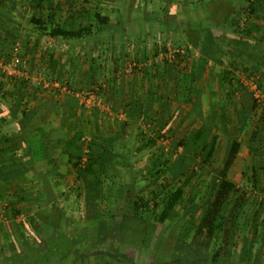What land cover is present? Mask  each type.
<instances>
[{
	"label": "crops",
	"instance_id": "obj_1",
	"mask_svg": "<svg viewBox=\"0 0 264 264\" xmlns=\"http://www.w3.org/2000/svg\"><path fill=\"white\" fill-rule=\"evenodd\" d=\"M197 1L200 10L191 6V0H165V2H171L174 8L171 12L167 9L164 14L167 22H179L180 20L182 26V19H192L195 14L200 16L197 25L185 26V28H192L190 48L200 52L197 58L192 57L189 72L187 71L190 73V79L197 81V87L193 86L191 98L210 97L213 94L212 90L215 94L216 91H220L224 96H234L233 90L230 89L231 85H226V77H230L231 74L239 75V71L236 70L239 69L237 64L242 65L243 68L260 72L264 84V0L258 1L257 16L254 18L253 26L248 29L247 35L245 34L247 42L245 39L240 40L241 35L234 32L231 26L233 17H237L234 15H237L238 8L245 0H193V2ZM181 2L187 4L180 9L179 5L175 4ZM5 3H7L5 0H0V45L3 50V44L11 35L9 31L15 30L14 27H17L16 33L22 30L15 19L10 22V17L5 16L6 12L1 8ZM204 34H208L206 42H204ZM213 39L215 41L211 44ZM217 40H220L221 44H218ZM42 45L47 47L46 44ZM29 46L32 47V44ZM64 47L59 50L58 45L57 51L64 52L67 46ZM59 52L56 55L60 62V69L64 73L61 81L71 79L70 82L75 85L74 88L78 92L84 90L85 86H90L93 80H89V73L84 71L85 64L82 65L79 60L72 57H70L71 60L69 57H64L68 59L69 62H67L58 56ZM23 56L24 54H21V57ZM47 57L44 64L49 65L50 57ZM219 59L227 60L223 62L222 68L226 74L222 78L218 69ZM64 60L72 67L77 65L79 70L82 68L83 74L77 71L75 76L77 77L80 73L78 78L65 75L68 65L63 63ZM93 62L91 69L95 67L98 69L100 66H95V60ZM117 62L115 59L109 60L106 64L102 63V67L108 70L105 74L107 85L104 84V90L102 88L104 91L103 105L99 106L100 102L92 112H88L85 106L83 107V103L75 93L69 94L66 98V93L63 94L57 90L47 93L38 90L39 83L34 79L23 84L20 82L22 79L0 76V147L3 150L0 160V264H32V261L34 264H75L76 257L79 254L87 255L88 251L86 247H82L80 240L73 241V233H76L73 228L77 223L86 225L88 221L87 224H96L97 227H102L103 224L107 227H117L120 224V217L108 216V204L104 206V209L101 204L94 206L93 210L98 209L99 211L98 207H101L100 212L105 211L106 213L92 214L87 221L80 219L78 222L74 220V215H69V213L74 214L79 206L86 209L82 190L86 194L87 189L88 194L91 192L90 195L95 199L100 197L102 192V188L96 183L89 187L85 186L82 182L86 183L88 176L72 165L79 155L77 143L74 142L76 134L89 133L99 138L97 148L100 147V151L106 157V160L103 159L102 162H116L117 164L120 162L119 158H126L124 151L130 161L134 159L140 161L137 157H142L149 169H151L149 165L157 161L159 153L152 144H138L134 141V145H131L122 139L124 138L122 134L129 133V130L121 126L120 119L123 115L118 116V114L124 113L125 107L128 112L131 109L132 114H144L143 111L146 112V108L150 111L146 116L162 113L160 109H157L156 101L162 99V62L156 66L157 71L145 69L146 72L144 70L142 74L138 73L134 77L133 75L121 77L120 74H116V80L115 76L109 74V71L112 66L114 69L117 67ZM44 64L37 61L34 67L35 65L44 66ZM150 64L151 62L148 65ZM101 70L103 71V68ZM101 70H98V74L102 73ZM184 72L178 69L177 73L183 75ZM92 75L95 74H90V78ZM218 82L223 85L215 90L214 86ZM235 93L239 95L237 91ZM242 95L245 99L248 98L245 92H242ZM258 112V110L254 111V114H257L255 121L259 120ZM237 113L239 115V111ZM132 121L135 123L136 119ZM161 129L160 126L157 127V130L161 131ZM242 129L240 138L234 135L236 130H227L226 137L238 140L241 143L240 150L244 146L250 150V153L249 150L246 152L247 160H241L239 157L241 153L238 154L234 165L228 172V179L237 183L242 193L254 197L250 199H253V203L244 207L248 214L242 223L240 233L243 242L246 243L244 240L249 241L247 235H251L252 239L255 238L256 244H263L264 249V151L259 149L256 153H252L251 145L257 149L262 146L258 142L260 138L258 137V140L253 143L251 141L253 128H250L251 130L241 128L239 131L237 129L238 133ZM259 136L261 138L264 136L262 128ZM257 153L260 155L258 156ZM245 169L246 175L243 174ZM97 173V178H100L103 171ZM92 176L95 178L94 175ZM78 195H81L80 199L77 198ZM104 214L107 216L106 219H104ZM20 222L24 225L27 223L30 232L34 234L32 236L34 239L27 240L25 238L27 233H21L19 236L16 229L20 227ZM100 234L99 231L95 237L89 238L91 244L89 249L97 251L94 253L104 255V249L110 248L111 251L107 249L106 253L117 259L124 258L123 253L130 255L135 250H141L134 246L119 245L112 234H106V236L111 243L115 244L113 248L107 247L105 246L107 241L104 244L102 234ZM249 249L251 250V247ZM112 251L114 253L111 254ZM142 251L153 253V250L142 249ZM153 254L149 255L152 256V260L155 259ZM55 256L58 258L57 261H49ZM254 256L255 254H249V251L246 252V256H243V252L241 253V259L248 262L246 264H257L256 260L249 261L259 258ZM157 258L161 261L159 257ZM261 263H264V260L260 261Z\"/></svg>",
	"mask_w": 264,
	"mask_h": 264
},
{
	"label": "rangeland",
	"instance_id": "obj_2",
	"mask_svg": "<svg viewBox=\"0 0 264 264\" xmlns=\"http://www.w3.org/2000/svg\"><path fill=\"white\" fill-rule=\"evenodd\" d=\"M6 1L7 3L2 4L3 6H1L2 10L6 12L5 16L10 17V22L15 19V21L20 24L22 30L21 32L18 31L16 33L15 30H17V27H14L15 30L9 31V34L11 35L3 44L4 50L0 45V62L12 60L14 57L13 46L16 43H19L21 47L18 57L21 58L22 62H26L34 80H36L35 78L44 75V72L46 74L50 73L49 68L51 65L44 64V60H46L45 58L48 59L47 56L51 57V55L54 54L55 59H57L56 53L59 52L57 50L59 48V50H61V48L67 46V50L64 49V52H59L58 56L65 59L67 62H69L68 59L64 57H69V60H71L70 57H72L75 60H79L82 65L85 64L84 71L89 73V80H93L90 82V86H85L84 90H80L79 93H87L98 89L97 98L94 100L95 102L92 101L87 104L83 103V107L85 106L88 112L94 111L95 107L98 106L97 104H100V102L101 104L99 106L103 105L102 98L104 91H102V88L104 90V84L107 83V77L105 74L108 70L102 67V63L106 64L109 60L113 61L116 59L118 61L116 64L117 67L114 69L112 66L109 74L113 76L120 74L119 76L121 77L133 75L134 77L138 73L142 74L145 69H149L148 71H157L156 66L162 62V94L166 90V94L169 96L165 98V100H156L158 103L157 109H160L162 113L146 116L150 111L145 107L146 112L143 111L144 114H132L130 113L131 109L129 110L130 112H128L125 107V110L123 111L125 114L120 113L118 116L123 115V117H121L122 119H120V124L126 130H129V133L122 134L124 135V138H121L124 139V141L131 145H134V141L138 142V144H152L153 148L159 153V157H157V161L154 164L156 166V164L159 165V163L162 162V167L166 172V176L158 175L157 173L156 176H158V181L162 182L164 178H169L172 180H178V184L187 181V176L190 184L193 185L191 189L193 191L192 193H196L195 204L191 205L185 213L180 211L177 216H171L164 225H159L157 231V234H168L172 230V227H174L177 222H180V218L183 217L185 219L182 223L183 225L175 228L173 232L176 234V239H178L177 242L179 244H186L190 239V236L187 233V227L189 228L190 226L187 222L192 216L198 219L200 218V207L205 202L212 184L217 180L221 171L220 165H217V160H215L217 150L214 157L210 158V156L206 155L204 147L208 146L215 136L217 137V142L222 141L223 138H226L227 130H236L234 135L239 136V138L242 136L243 129L240 132L241 135L238 133L241 128H253L252 133L260 132L261 128L264 130V122L262 123V119L258 117L259 120L255 121L257 114H254L253 97L251 92L247 87L238 86L235 82H233L230 87L234 92V96L231 95L230 97L224 96L223 92L220 91H216L218 94H215L213 90V94H211L210 97L204 96L203 98H191L189 100L185 97H180V93L176 96L177 98L174 97L172 89L174 82L176 83V81H173L174 75L177 74L178 69L183 70L184 72L187 68L185 71L189 72L190 60L192 57L197 58L198 53H200L191 49V46H189L191 45L190 32L192 28H185V26L188 25H197L198 19L200 18L199 14H195L192 19H182L181 22H183V29L180 20L179 22H167V20L164 19L165 11L169 9V12H171L173 10L172 8H174L171 2H165V0H86L89 4L95 6L98 12L103 16L109 18L110 24L114 29L112 31L101 32L97 31L98 28L96 27L91 29V34H85L80 40H51L34 33L32 25L28 23L33 14V3L31 0H24L22 2H20V0ZM83 1L84 0H78L77 5L82 6ZM258 1L259 0H245L243 5L241 4L242 6L238 8L236 12L237 15H234L237 17H233V19L238 22V28L240 30L245 31L247 29V23L251 20L254 21L251 11V3H253V5H258ZM71 2L72 0H44L43 11H45V18L48 15L46 11L50 12L55 8L58 12V19L61 20V22L69 21L70 11H72V9H70ZM186 4V2H181L179 4L176 3L175 5H179L178 8L181 9L183 5ZM191 6L200 10V8H198V1L193 2V0H191ZM196 9H194V11ZM92 14L82 21L86 27L94 23ZM10 26H12V24H10ZM11 29H13V27H11ZM212 30L215 31L214 29ZM207 35L208 34L203 35L204 42L208 39ZM214 41L215 40L213 39L211 44L214 43ZM216 42L221 44L218 40ZM30 44H32V47L29 46ZM42 44H46L47 47L45 48ZM58 45L59 48H57ZM24 46H26L27 49ZM202 52L204 51L202 50ZM21 54H24V56L21 57ZM122 54L125 56L124 58L122 57ZM65 60L63 63H66ZM94 60L96 61L95 66H100L98 69H96V67L91 69L92 65H94ZM219 60L218 69L221 72L222 69L224 70V68H222L224 66L223 62H227V60ZM37 61L38 63H43L44 66L35 65L34 67V64H36ZM149 62H151L150 65H148ZM67 65L65 75L68 74L69 77L73 78L76 77L75 73L77 71L82 73V68L79 70L77 65L73 67L69 63ZM146 65H148V67H146ZM237 65V68L239 69L236 70L239 71V75H234L237 80L243 75H255L260 79L264 89L260 72L250 70L249 68L243 69L242 65ZM87 67H89V69ZM101 68H103V71ZM98 70H101L102 73L98 74ZM210 72L212 73V71ZM92 73L95 75H92L90 78V74ZM0 76L3 78L5 77L1 73ZM78 76L76 78H78ZM115 79L117 80L116 76ZM70 80L61 82H51V80H49L50 87L48 89H43L41 87V89L44 93L52 92L54 90L63 94L66 93L65 95L67 98L69 94L73 95L72 92L78 93L77 89L74 88L75 85H72ZM68 84L69 86L70 84L72 86L69 88L71 93L67 92L69 90L66 92L63 91V88ZM195 86L197 87V82ZM221 86L222 84H219L218 82L215 84L214 89L217 90L221 88ZM236 91L239 95H236ZM242 92L247 94V100L243 95L241 96ZM166 100L169 102H166ZM142 110L143 108L141 111ZM237 111H239V115ZM258 111V113L261 114L259 109ZM133 119H136L135 123L132 121ZM159 126L162 128L161 131L157 130V127ZM199 132L201 135L197 137ZM252 133L250 132V135ZM90 135L91 134L89 133H85L86 141L90 139ZM250 135H248V137ZM230 139L236 140L231 137ZM247 150H249L247 146H244L239 150V153L241 154H238L241 160L246 159ZM262 150L264 151V146ZM123 154L126 158H119L120 162L117 164L116 162L109 163L103 171V174L100 175L102 178L98 177L95 179L92 174H88L89 179H86V183L81 181L85 186L88 185V187L89 185L91 186L96 183L98 187L102 188V192L100 193V197L95 199L90 195L91 192L88 194L87 189L86 194H84L85 192L82 190V197L84 198V202H86V209L84 210V208L79 206L74 214L69 213L71 216L74 215V220L79 222L80 219H86L87 221L92 214L98 215L101 212L106 213L105 211L100 212V210L101 207L104 209V206L109 204L110 196L114 197L115 200L113 202L119 206L118 212L121 215L122 212L127 210V203H129V201H132L133 198L135 199L139 194L147 196L150 190L149 187L153 188L156 186V184H148V182L151 183L153 179H156V176L151 177V175H149V167L147 166V162L142 160V157H137L140 161L137 159L130 161L125 151ZM257 155L259 156L260 154L257 153ZM159 158L162 159V161H159ZM154 164L152 163L149 165L151 169ZM243 174L246 175V169ZM234 184L236 187L238 186L237 183ZM187 192L189 191L187 190ZM79 197H81V195L77 196V198ZM99 204H101V207H98L99 211H97L98 209H96V211L92 209L94 206H100ZM107 213L109 212L107 211ZM106 218L107 216L104 214V219ZM87 222L86 225L85 223H77L73 228L76 232L73 233V241L77 242L80 240L82 247L88 249L86 252L87 255L84 254V257H90L91 259V257L100 253H94L97 251L89 249V246L91 245L89 238L95 237L99 231L102 232L103 230L106 234H108L109 231L115 233V229L113 227L105 229V227H97L95 226L96 224H87ZM19 226L20 227L16 229L19 236L21 233H27L25 234L27 240L30 241V239H34L32 238L34 234L30 232L27 223L24 225L20 222ZM241 232L242 229L237 230L235 237L231 240L233 246L231 247V252L228 257L223 259L219 258L216 261L210 259L208 264H246L248 262H246L245 259H241V253L243 252V256H246V252L248 253V251L249 254H255L254 257H259L258 259L253 258L249 261L256 260L257 264H260V261L264 260L263 244H256L254 236V239H252L251 235H247L249 241L244 240L246 242L244 243L240 234ZM37 240H39V238ZM250 247L251 250L249 249ZM104 250L106 254L107 249ZM152 252L155 253L154 250ZM153 253H147L146 251H142V249L135 250V252H131L130 255L123 253L124 258L120 259L124 262L128 261L131 264H187L185 261V255L179 251V248H176V252H174L175 255L172 257H169L166 260L159 258L161 261H158V258L155 256V259L152 260V256L150 257L149 255ZM209 253L211 254V252ZM190 264L196 263L191 262ZM197 264H201V262Z\"/></svg>",
	"mask_w": 264,
	"mask_h": 264
},
{
	"label": "trees",
	"instance_id": "obj_3",
	"mask_svg": "<svg viewBox=\"0 0 264 264\" xmlns=\"http://www.w3.org/2000/svg\"><path fill=\"white\" fill-rule=\"evenodd\" d=\"M22 1L24 0H20V2ZM5 2L7 1L5 0ZM31 2L33 3V14L28 23L32 25L34 33L47 39L80 40L85 34H91V29L96 27L98 28L97 31L101 32L112 31L114 29L110 24L109 18L103 16L98 12L95 6L89 4L86 0L83 1L82 6L77 5L78 0H72L70 6L72 11H70L69 21L65 22H61V20L58 19V12L55 8L50 12L46 11L48 15L45 18V11H43L44 0H31ZM256 6L257 5L251 3V11L254 18L257 16ZM91 14L93 15L92 18L94 23L86 27L82 21ZM253 23V20L249 21L245 31L238 28V22L234 19L231 26L234 29V32L241 35L242 38L240 37V40L245 39V42H247L248 39L245 34L247 35V31L253 26ZM122 57L124 58L125 56L122 54ZM49 65H51L49 68L50 73L46 74L44 72V75L42 76L45 79L47 78L48 81L51 80V82H61L64 73H62L60 69L59 60L55 59L52 55L50 57ZM225 74L226 72L222 70L221 78ZM173 81H176L172 86L174 97L178 96V93H180V97H185L190 100L194 89L193 86L197 82L195 79H190V73L187 71L184 72L183 75L177 73L174 75ZM226 81V85H232V83L235 82L238 86L243 87L240 84V79L238 78L237 80L232 74L230 77H226ZM20 82L24 84L28 81L20 80ZM260 85L262 87L261 81ZM67 86L68 88L72 87L71 84L70 86L69 84ZM38 90L42 91L40 87H38ZM167 97L169 96H167L165 90L162 94V100H165ZM166 102L169 101L166 100ZM253 110H258V106L254 100ZM260 115V119H262L261 121L263 123L264 112H261ZM199 135H201L200 132L197 134V137H199ZM258 137L260 140H258ZM74 140V142L77 143L79 155L75 158V161L72 162L73 167L79 169L87 176L88 174H92L97 178V172L104 171L106 166L110 163L102 162L106 157H104L103 153L100 151V147L97 148V141L99 138L91 135L90 139L86 141L85 134L78 133L74 137ZM256 140H258L262 146L257 149L251 145L250 148L252 153H256L259 149H263L264 146V137L261 138L259 136V131L254 132L251 137L253 143ZM240 147L241 143L238 140H231L226 137L223 138L222 141L217 142L216 136L208 146L204 147L206 155L210 156V158L214 157L217 150L215 160H217V165H220L221 171L217 180L212 184L205 202L200 207V218L198 219L192 216L187 222L190 226L189 228L187 227V233L190 236V239L186 244H179L177 242L178 239H176V234L173 232L175 228L183 225L182 223L185 221L183 217L180 218V222H177L178 224L176 223V225L172 227V230L168 234H162L161 237L160 234H157L159 225H164L171 216H177L180 211H183L184 213L188 211L191 205L195 204L196 199V193H192L193 191L191 189L193 185L190 184L187 176V181L178 184V180H172L169 178H164L162 182L158 181V176H156L157 173L158 175L166 176V172L162 167V162H160L159 165L156 164V166L154 164L152 169L148 168L149 175H151V177L156 176V179H153L151 183L148 182V184H156V186L153 188L149 187L150 190L147 196L139 194L135 199L131 198L132 201L127 203V210L122 212L121 215L118 212L119 206L113 202L115 200L114 197L110 196V201L108 202V216L112 215L113 217H120V224L117 227H113L115 233L109 231L108 234H112V237L114 238L116 237L119 245L134 246L138 247V249L151 251L154 250V254H156L155 257H159L163 260L175 255L174 252H176V248H179V251L185 255V261L187 264H190L191 262L196 264L199 262H201V264H208L210 259L216 261L219 258L223 259L228 257L231 252V247L233 246L231 240L235 237L237 230L242 229V223L245 221L246 215L248 214L244 210V207L253 203V199L250 200L251 198L249 196L242 193V191H240L236 185L228 179V172L237 158ZM1 152H3V150L0 147V160L2 156ZM160 161H162V159H160ZM187 190L189 192H187ZM104 227L105 229L108 228L103 224L102 228ZM101 233L102 242L106 244L107 241L105 246H111V248H113L115 243H111L104 230ZM107 249L108 251H111L110 248ZM209 252H211V254ZM112 253H114V251H112L111 254ZM120 258L116 259L106 253L104 255H94L90 259V257L86 258L83 254H79V256L76 257L75 264H131L128 261H122ZM57 259L58 258L55 256L49 261H57ZM32 264H34L33 261Z\"/></svg>",
	"mask_w": 264,
	"mask_h": 264
},
{
	"label": "built area",
	"instance_id": "obj_4",
	"mask_svg": "<svg viewBox=\"0 0 264 264\" xmlns=\"http://www.w3.org/2000/svg\"><path fill=\"white\" fill-rule=\"evenodd\" d=\"M20 44L16 43L13 46L14 57L9 61L0 62V73L9 79H22L25 81H31L34 77L31 74V71L28 69L26 62H22L21 58L18 57V53L20 51ZM36 82L39 83V87L43 89H48L50 87V83L47 79H45L42 75L40 77L35 78ZM240 84L243 87H247L252 94L254 102L257 104L258 109L261 112H264V90L260 85L259 78L255 75H243L240 78ZM69 90L68 86L63 88V91ZM70 92L71 91H67ZM98 89L93 90L91 92H81L75 93L78 98H80L82 103H90L97 98ZM72 94H74L72 92ZM95 102V101H94Z\"/></svg>",
	"mask_w": 264,
	"mask_h": 264
}]
</instances>
